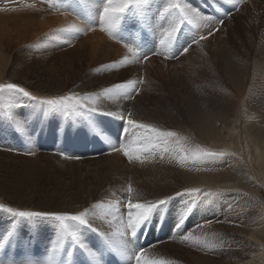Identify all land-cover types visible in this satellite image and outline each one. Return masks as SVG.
I'll use <instances>...</instances> for the list:
<instances>
[{"label": "rangeland", "instance_id": "rangeland-1", "mask_svg": "<svg viewBox=\"0 0 264 264\" xmlns=\"http://www.w3.org/2000/svg\"><path fill=\"white\" fill-rule=\"evenodd\" d=\"M171 2L174 0H152L146 18H136L125 25L122 37L140 46L141 52L151 50L158 45V24L167 26L166 21L159 20V12ZM181 2L211 17L212 22L204 23L199 30L185 24L178 43L190 41L194 36L198 39L199 35L206 38L175 58L150 55L144 59L141 55L133 59L123 43H117L107 31L100 30L98 23L90 21V16L97 15V6L102 0L73 2L67 9L52 8L44 0H0V59L3 57L5 61L0 64V85L16 84L39 100L73 94L77 98L96 97L98 112H115L116 106L124 110L117 116L125 117L121 121L93 114L89 121L77 115L52 113L46 105L29 96L6 90L0 96V204L22 211L76 214L85 208L91 211L94 204L119 201L123 213L129 195L133 202L141 203L175 197L153 213L146 229L138 236L137 243L146 249L145 260H163L165 264H262L257 255L264 249L263 244L246 234L255 223L264 225V172L256 164L253 151L247 158L234 149V145L203 142L191 131L182 130L183 124L170 122L227 109V121L237 119L242 127L245 113L256 103V90L238 92L229 81L226 66L231 58H238L247 65L264 60V0H238L235 6L225 4L224 0ZM33 11L36 14L25 19L29 23L26 29L11 16ZM70 25L79 27L81 33L61 31ZM150 27L155 28V32L149 30ZM93 31L104 39L97 48L85 38ZM67 42L73 44L66 45ZM76 44L77 47L66 49ZM81 49L84 50V66L80 71L76 72V68L71 69V73L59 74L61 68L73 67V55ZM124 57H129V61L121 66L119 61ZM77 61L79 57L75 64ZM91 78L95 81L93 87L78 88ZM129 81L137 82L136 89L129 90L131 98L108 91ZM244 81L252 80L246 77ZM236 95H240V103L233 112L232 106L227 107V98ZM112 103L115 105H110ZM5 104L12 107L5 108ZM127 119L177 135L169 138L168 151L164 150V144L154 141L158 147L138 152L140 160L129 161L123 153L113 152L112 147L121 142L143 147L146 143L143 136L147 133L139 127L128 126ZM125 127L127 132H124ZM239 145H243L241 132ZM198 149L220 155L193 162L191 154ZM29 152L34 154H27ZM182 156L189 157L183 166ZM238 160L240 176L229 174L241 185L237 182L239 186L229 189L184 186L182 180L175 177L177 172L187 168L229 170ZM129 185L133 189L131 194L127 193ZM186 191L190 194L175 195ZM189 206L192 211L183 227L174 232L175 223ZM105 210H94L91 223L98 231L84 228V240L94 250L104 243L100 264H130L98 235L104 232L125 247L138 250L137 245L128 243V238L113 235L120 227L121 217L113 220L112 216L104 214ZM13 224L15 234L0 249V264L5 261L25 264L27 260L43 264L56 239V223L39 218L23 220L0 209V242ZM183 235H188L189 240L183 241ZM157 241L162 243L157 244ZM69 251L72 252L70 260ZM60 258L66 264H95L82 249L69 243L65 244Z\"/></svg>", "mask_w": 264, "mask_h": 264}, {"label": "snow or ice", "instance_id": "snow-or-ice-1", "mask_svg": "<svg viewBox=\"0 0 264 264\" xmlns=\"http://www.w3.org/2000/svg\"><path fill=\"white\" fill-rule=\"evenodd\" d=\"M44 2L52 8L67 9V7L73 2L84 3V0H63V2H61V0H44ZM151 3L152 0H102V3L97 6V15L90 16L89 19L92 24L98 23L100 30L107 31L109 36L114 38L117 43H123V46L131 54L133 59L141 55L144 59H147L150 55H163L166 58H175L178 54L188 52L189 47H191L192 44H197L200 40L206 38L203 35H199L198 39L194 36L190 41L186 39L185 41L178 43V35L181 33L182 27L185 24L190 25L193 29L199 30L202 26H204V23H211L212 18L202 15L201 12L197 10V8L192 7L187 2L174 0V2L169 3L167 7H164L163 10L159 12V20L161 22L166 21L167 26L165 27L164 23L158 24V28L160 29L158 45L152 47L149 51L141 52L142 48L137 44L124 39L121 35V32L125 25H128L136 18H146ZM224 3L235 6V4L238 3V0H224ZM219 22L223 23V21ZM149 30L155 32L156 29L150 27ZM61 31L71 34L81 33V29L76 25H70ZM211 34L212 33L209 32V35ZM128 61L129 57H124V59L119 61V65H125ZM116 66L117 65L115 64L112 65L113 68ZM136 87V81H129L127 83L118 84L114 89H109L108 91L110 93L115 91L117 95H124L128 98H131V92L129 90H134ZM6 90L18 91L25 96H29L31 100L37 101L42 105H46L48 112H61L66 116L77 115L85 117L89 121L92 119L93 114L114 117L120 119L121 121L125 120V117L122 114L117 116V114L114 112H98L97 107H89L88 105L97 104L96 97L84 96L77 98L73 94L68 96L54 97L47 100H39L38 97L30 95V93L26 92L24 88H19L13 83L0 85V96H2ZM4 107L11 108L12 106L10 104H5ZM84 109H87V111ZM126 123L128 126L144 129L147 133L144 136L146 143L143 145V147L136 148L131 144H125L123 142H121L118 146L112 147L113 152L123 153V155L127 157L129 161L140 160V156L136 154L138 152H149L152 149L158 147L159 145L154 143V141H159L160 143L164 144V150L168 151L167 145L169 144V138L175 137L177 135L175 132L171 131H160L154 127H151L150 125H137V122L132 119H127ZM18 126H20L19 122ZM124 132H127V127L124 128ZM27 154L33 155L34 153L29 152ZM217 155L220 154L210 152L205 149H198L191 154L190 158L193 162H197L203 161L205 158L215 157ZM188 159V156H182L180 160L181 165L183 166V164L186 163ZM132 192L133 189L131 185H129L127 188V193L131 194ZM186 194H190V191L177 192L175 195L182 196ZM174 199L175 197H167L141 203L133 202L129 195V199L126 204V210L123 213L120 211L119 201L109 203L107 205L102 203L94 204L91 211L90 209L85 208L83 211H80L76 214H70L67 212L22 211L13 207H7L3 204H0V209L6 211L14 217H19L23 220L32 221L36 218H39L51 220L56 223V239L52 244L47 259L43 261V264H66V262L62 261L60 258L61 251L63 250L66 243H69L72 247H79L89 258L95 262V264H100L101 257L104 254V243H101L100 246L94 250L93 247H89V245L85 242L82 231L84 228H88L93 232L98 231L92 227L91 223V219L95 214L94 210L98 208L106 209L104 214L106 216H112L113 220L121 217L119 219L120 227L117 228L113 235L116 237L128 238V243L137 245L138 250L125 247V245L120 244L117 240L107 237L104 232H98L102 242H106L112 250L118 252L124 259L130 262V264H165V261L163 260H145L144 257L146 249L140 247L137 243V240L141 231L146 229V225L150 221L153 213L158 208L166 206L171 200ZM191 211L192 207L189 206L185 212L180 215L177 222L175 223L174 232H178V230L183 227L184 220ZM122 217H126V219ZM15 229L16 225L13 224L12 228L3 237V241L0 242V249H3L9 238L14 236ZM181 238L183 241L189 240L188 235H183ZM169 239H171V237ZM159 243H162V241H157V244ZM149 247H155V245H150ZM68 257L70 260L72 257L71 251L68 252ZM3 264H12V262L5 261ZM25 264H37V262L33 260H27Z\"/></svg>", "mask_w": 264, "mask_h": 264}, {"label": "bare ground", "instance_id": "bare-ground-1", "mask_svg": "<svg viewBox=\"0 0 264 264\" xmlns=\"http://www.w3.org/2000/svg\"><path fill=\"white\" fill-rule=\"evenodd\" d=\"M25 14L26 15H16V14L11 15L15 18L17 22H20L21 24L20 27H23L24 29H26V27H29V23L25 22V19H27L29 15L36 14V12L33 11L31 12V14H28V12H25ZM40 17H43V16H40ZM41 28L43 29L45 27H41ZM85 38L86 40L88 39V41H90L95 48H97L99 43L104 40L103 37L96 31H93L91 35ZM70 43L71 42H67L66 45H70ZM77 44L71 45V47L66 48V49L70 50L72 49V47H77ZM8 47L9 45L7 47L5 46L4 48H8ZM110 47H111V51L115 52L113 47L112 46ZM82 50L83 49H81L76 54L74 53L73 55L74 64L73 62L72 64L74 68L73 67L61 68V72L59 74L64 75L67 72L71 73V69L75 70L76 68H77L76 72L80 71V69L84 66V63H83L84 62L83 60L84 50L83 51ZM54 51L55 50H52L51 53H54ZM78 57H79V62L77 61L78 63L75 64V61L78 60ZM80 57H82V59H80ZM0 64H5L3 57L0 59ZM251 66H254L253 70H251ZM226 68H227V74H230L229 81L232 82L233 86L238 92L244 93V91L248 89L249 93H251L250 89L252 90V92L256 90V98H255L256 103L254 104V106L249 108L248 112L245 113L244 118H243L242 127H241V124L238 123L237 119L232 120V122L227 121L228 115H229L227 114V109L226 111H221L220 113L206 112L203 115L196 114L192 116H186V120H183V121H177L176 119L175 120L172 119L170 123L171 124H177V123L183 124L182 130L191 131L195 135V137H197L199 140L203 142H210L215 145L222 144L226 147L229 145H234V149H238L239 152L242 154L244 153L247 158H248V154L251 151H253L255 158H256V164L258 165L261 172H264V116L262 115V113H264V60L261 59V60L252 62L251 65H249V63L247 65L246 62H242L238 58H231L229 59V61H227ZM246 77L247 79L252 80V81L250 82L244 81ZM105 79H108V78H105ZM94 84H95V81L91 78L87 80L85 84H82L78 88H89V87H93L92 85ZM239 96L240 95H236L234 97L229 96L227 98V107L232 106L233 112L238 108L237 106L240 103ZM113 103L110 105H115ZM103 110H105L104 107H103ZM105 111L107 112V110ZM114 111H115L114 113L118 115L120 112H123L124 110H121L115 106ZM139 119H142V118H138V120ZM142 120L145 121L144 119ZM260 124L262 125L259 126ZM187 126L189 127L187 128ZM240 132L242 133V137H243L242 146L239 145ZM174 151H177V150L174 149ZM174 157L179 158L177 154H174ZM240 159H244V158H240ZM235 162L236 163L232 164V166L230 167L231 169L229 170L211 171L207 169L201 170L200 168L189 170V168H187V169H182L179 172H177L175 174V177H179L182 180L181 185H184V186L204 185V186H210V187H221V188L229 189L231 188V186L232 187L239 186L238 185L239 182L233 179V177L229 174V173H232L235 176L241 174V172L238 170V169H241L240 168L241 162L240 160L235 161ZM248 172H249V169H248ZM171 177H173V174L171 175ZM262 214H264V212ZM246 234L249 235L253 241L257 243H261L264 246V238H263L264 237V225L263 223H255V226L253 227L252 231ZM257 256L260 262L264 264V249H260Z\"/></svg>", "mask_w": 264, "mask_h": 264}]
</instances>
